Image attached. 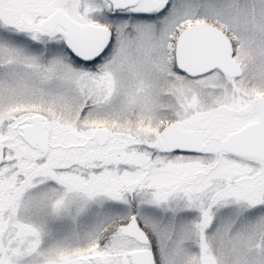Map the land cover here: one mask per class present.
I'll use <instances>...</instances> for the list:
<instances>
[{
	"label": "rangeland",
	"instance_id": "374dc122",
	"mask_svg": "<svg viewBox=\"0 0 264 264\" xmlns=\"http://www.w3.org/2000/svg\"><path fill=\"white\" fill-rule=\"evenodd\" d=\"M84 3L0 0V264H62L68 253V264H85L94 237L130 209L154 235L158 264H264V162L221 149L264 94V0H145L149 9L119 17L113 52L91 68L57 56L61 32L21 35L4 15L39 21L57 8L85 14ZM195 22L229 36L239 78L224 85L216 70L194 78L170 67L172 40ZM231 84L240 88L226 105L248 116L216 109ZM198 111L218 140L200 154L160 152L161 127ZM34 114L47 121L46 153L14 127ZM98 126L108 143L92 138ZM135 245L117 232V264Z\"/></svg>",
	"mask_w": 264,
	"mask_h": 264
},
{
	"label": "water",
	"instance_id": "95a60500",
	"mask_svg": "<svg viewBox=\"0 0 264 264\" xmlns=\"http://www.w3.org/2000/svg\"><path fill=\"white\" fill-rule=\"evenodd\" d=\"M113 10L124 9L138 4L140 0H108ZM57 23L65 29V41L69 51L79 60L91 62L102 52L111 31L102 26L80 25L69 15L58 9L41 21L39 29L54 31ZM33 28V27H32ZM233 45L227 34L219 27L196 22L185 27L177 36L175 43V63L179 71L197 77L218 68L229 77L241 74L240 65L233 58ZM258 119L240 129L227 134L222 140V150L232 155L264 162V95L257 98ZM25 125L19 128L21 139L30 147L46 153L49 149L47 122L43 116L32 115ZM166 148L170 151L198 153L204 144L192 131H184L176 122L164 126L160 131ZM93 138L100 144H106L109 131L106 128L94 129ZM123 236L131 237L141 244H147L148 238L140 228L135 215L120 227ZM131 264H155L150 249L129 252ZM127 264V259H121Z\"/></svg>",
	"mask_w": 264,
	"mask_h": 264
},
{
	"label": "flooded vegetation",
	"instance_id": "af4514ba",
	"mask_svg": "<svg viewBox=\"0 0 264 264\" xmlns=\"http://www.w3.org/2000/svg\"><path fill=\"white\" fill-rule=\"evenodd\" d=\"M8 1H10V0H8ZM143 1H145V0H140L138 4L126 7L124 9L113 10V8H112V6H111V4H110V2L108 0H85V3H84V8L86 10L85 14L79 13V12H72V11L68 12L67 10H63V9L60 8V10H62L67 15H69L71 17V19H73L75 22H77L80 25L88 24V25H93V26H102V27H105V28H107V29H109L111 31V36L108 39V41H107V43H106V45H105V47L103 49L102 54L100 56H98L96 59H94L93 61L89 62V63H86L84 61H81V60L77 59L69 51V49L66 46V41H65V33H66L65 29L62 28L58 23H57L54 31H52V32H49L48 30L39 29V24L41 23V21L44 20L45 18H47L51 13H53L56 10H58L59 8H57V9H55L53 11H49L45 16H43L41 18V20H39V21H35L34 20L32 22L26 21L25 20V16L22 14V15H20V16H18L16 18L15 24L11 23V21H10L11 20V18H10V9L8 7L4 9L5 10L4 11V15H5V19L8 22V25L12 29L16 30V32L18 34H21V35L24 34V33H26V34L28 33V34H34L37 37L41 36V37H46V38H48V37L52 38L53 37L52 35H54V33L60 34V32H61L63 37L62 38H59L60 36L58 37V39H59L58 41L60 43V49L57 52V56H59L61 60H63L64 62H68V64H70L72 66L76 67V65H78V67L91 68V67H93L94 64H96L97 62H100L101 60H104L105 58H107L110 55L111 52H113V50L115 48V46H114L115 34L117 32V28H119V26H117L119 17L132 15V14H135V13H138V12H142V11H144L146 9H149L150 5L153 4V3H151L149 5L147 4V8L140 9L139 6H140V4H143ZM158 2L156 4H158ZM146 3H147V1H146ZM83 16H87V18L84 19ZM87 19H90V20H87ZM185 27H187V26H185ZM181 30H179V32ZM179 32L177 33L176 38H177ZM176 38L174 40H172L173 44H172V48L170 50L169 65L176 73L182 74V75H186L185 73H182L181 71H179L177 69V67H176V63H175V43H176ZM55 39L57 40V38H55ZM111 48H113V49L110 52ZM233 49H234V43H233ZM74 64H76V65H74ZM215 70L218 73H220L221 76L225 80H227L226 82H224V85L230 84L233 79L237 78V77H228V76H226L218 68H215L213 71H215ZM213 71H211V72H213ZM239 76H241V74ZM239 76H238V78H239ZM204 85H206V83ZM214 85H216V83H214ZM220 88H222V89L226 88V89H228V91H227V93L223 94V96H221L218 99L217 103L220 102V104H221V102H223V101H226V102L224 104H221V105L216 104L218 106L216 109L222 110V108L224 107L225 108L224 110L226 111L227 114H235L237 116H239V115L248 116L249 115L250 111H247L245 109H242V110L231 109L230 107H228L226 105L229 102V100H231V99L234 100L233 92H234V90L239 89L240 88L239 86H237L235 88L231 84L230 86H222ZM260 95H264V94H260ZM257 97H256V99H257ZM253 105H254V103H253ZM255 107H256V116H253V115L250 116L249 117L250 119H248L246 122H244L243 125L251 123V122H254V121H256L258 119L257 102L255 104ZM27 122H29V121L26 118V119H24L22 125L16 124L14 127H15V129L19 130V128L21 126L25 125ZM173 122H176L178 124V127L181 130L192 131L194 133V135L201 141V143L204 144V149L202 151L198 152V153L181 152V151H170V150H168L166 148L165 141H162L163 144H161L160 140L161 139L163 140V137L160 134L161 129L164 126H166V125H168L170 123H173ZM211 123H212V120L210 119L209 115L208 114H203L202 112H199V111L195 112L190 118H186V120H183V121H180V122L176 121V120H171V121L167 122L166 124H164L161 127V129L159 131V137L157 139L158 147L161 149L160 152L165 153V154H171V153H176V154H200V153L204 152V150L206 148V145H207L208 138L211 137L212 139L218 140V137L213 138L208 133V129L211 126ZM191 126H192V128H190ZM242 126H240V127H242ZM98 127H96V128H98ZM96 128H94V129H96ZM100 128H103V127L100 126ZM235 130H237V129H235ZM235 130H232V131H235ZM19 132H20V130H19ZM92 133H93V131H92ZM92 138H93V136H92ZM109 138H110V133H109ZM128 139L129 140H127V137L124 136V141H126V142L130 141L131 143H135V141L133 140L134 137L130 136V137H128ZM49 142H50V138H49ZM108 142L109 141H107V143ZM49 147H50V144H49ZM115 148H117V147H115ZM131 148H132V145H131ZM222 151L225 152V153H229V152H226L224 150H222ZM132 210L133 209H130V212H129V213H131L130 216L134 215ZM128 219L125 220V221L119 222V224H116L114 226L115 230H109L110 227H107L104 230L100 231L97 234L96 237H94V243L96 244V249L94 250V253L96 254V256H93L94 258H92V257L89 258V255L91 253L82 254V256L85 255V258H84V263L85 264H111V261H110V259L108 257V254L111 251L112 246H113V249H114V252H115L114 264H117V232L121 235L120 227L122 225H124L125 223H127ZM138 223H139L140 228L146 234V236L148 238V243L144 245V244L139 243L134 238L127 237V236H125V237L129 238V239H131V240H133L135 242V244H136L135 246L136 247H134L132 250L145 249V248L150 249L153 252V255H154V258H155V264H158L157 257H156L157 244L155 242V237L150 231H148V229L146 227L142 226V224L139 221H138ZM82 250H83V248H82ZM132 250H130V251H132ZM130 251L126 252L127 253V257H126L127 258V264H131L130 258L128 256V253ZM70 255H71V253H68L65 256L61 257V258L64 259V262H62V264H68V259H69ZM123 257H125V256L124 255L120 256V264H122L121 263V259Z\"/></svg>",
	"mask_w": 264,
	"mask_h": 264
},
{
	"label": "bare ground",
	"instance_id": "6f19581e",
	"mask_svg": "<svg viewBox=\"0 0 264 264\" xmlns=\"http://www.w3.org/2000/svg\"><path fill=\"white\" fill-rule=\"evenodd\" d=\"M213 70H214V69H213ZM213 70H212V71H213ZM210 72H211V71H210ZM182 73H183V72H182ZM208 73H209V72H208Z\"/></svg>",
	"mask_w": 264,
	"mask_h": 264
}]
</instances>
